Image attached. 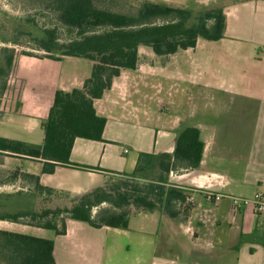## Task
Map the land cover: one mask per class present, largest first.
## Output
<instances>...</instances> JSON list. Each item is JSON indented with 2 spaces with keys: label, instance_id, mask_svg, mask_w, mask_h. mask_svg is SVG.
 <instances>
[{
  "label": "crops",
  "instance_id": "crops-1",
  "mask_svg": "<svg viewBox=\"0 0 264 264\" xmlns=\"http://www.w3.org/2000/svg\"><path fill=\"white\" fill-rule=\"evenodd\" d=\"M227 1L224 38L199 39L195 48L168 57L141 46L137 69L122 70L94 101L107 120L103 141L77 138L70 161L100 169L65 165L46 174L42 162L27 158L28 172L42 185L81 195L113 173L131 175L141 152L173 154L182 126L201 132L199 168L171 171L168 178L188 195L177 204V217L132 207L131 216L144 219L133 228L129 216L126 230L69 220L66 234L54 239L57 264H264V215L253 206L234 213L228 198L205 200L206 192L264 193V0ZM78 60L15 55L0 99V137L42 145L56 92L82 88L92 74L79 73Z\"/></svg>",
  "mask_w": 264,
  "mask_h": 264
},
{
  "label": "trees",
  "instance_id": "trees-1",
  "mask_svg": "<svg viewBox=\"0 0 264 264\" xmlns=\"http://www.w3.org/2000/svg\"><path fill=\"white\" fill-rule=\"evenodd\" d=\"M47 2L58 14L60 24L74 35L70 40H61L58 29L45 28L42 37L33 39L37 49L45 52L44 57L50 60L82 58L92 62L93 67L82 88L56 92L43 125L42 145L0 137L1 153L38 160L46 174H53L58 166L65 165L100 169L71 163L74 142L77 138L103 141L107 120L97 114L94 101L111 89L122 70L137 69L141 46L150 48L157 56L168 57L179 50L195 48L199 39L221 40L227 24L225 4L204 7L194 13L144 0L135 12L128 13L100 8L96 0ZM13 58L7 61L9 72ZM4 73L0 69V74ZM203 154L200 130L182 126L173 154L141 152L131 175L113 173L102 185L81 195L48 188L40 183L39 176L26 174L25 178L35 183L37 206L2 211L0 221L44 228L60 236L66 234L69 220L81 221L93 228L126 230L131 207L145 212L162 210L175 218L177 204L186 203L188 195L169 184V175L181 168H199ZM54 251V240L0 229V264H57Z\"/></svg>",
  "mask_w": 264,
  "mask_h": 264
},
{
  "label": "rangeland",
  "instance_id": "rangeland-1",
  "mask_svg": "<svg viewBox=\"0 0 264 264\" xmlns=\"http://www.w3.org/2000/svg\"><path fill=\"white\" fill-rule=\"evenodd\" d=\"M143 1L96 0L95 3L98 7L111 11L132 13L136 11ZM148 1L163 2V0ZM167 1L172 2V0ZM186 2L177 6L186 8L194 13L204 7L207 8L213 5L206 6L204 2L196 3V0H187ZM224 3L227 4L228 1L220 0L217 4ZM45 28L58 29L61 40H70L74 35L60 24L58 14L50 8L47 0H0V69L5 72L0 74V99L7 88L9 77L7 61L10 57L25 53L35 57H44L46 55L45 52L37 49L33 40L42 37ZM147 50L153 53L150 48H147ZM78 61L79 67L76 70L79 73H83L86 70L92 73V62L82 58H79ZM67 68L68 71L73 70L71 65H68ZM16 102H18L17 99L16 101L10 100L9 110H11L12 106L17 105ZM27 161V158L0 152V212L33 209L37 206L35 183L24 176L30 174ZM103 206L108 207L106 205ZM133 210L131 207V213L134 212ZM143 219V215L130 216L132 227H138ZM0 229L47 240H54L56 237L53 231L45 230L44 228L30 227L6 221H0Z\"/></svg>",
  "mask_w": 264,
  "mask_h": 264
},
{
  "label": "built area",
  "instance_id": "built-area-1",
  "mask_svg": "<svg viewBox=\"0 0 264 264\" xmlns=\"http://www.w3.org/2000/svg\"><path fill=\"white\" fill-rule=\"evenodd\" d=\"M129 151L126 150L125 154ZM205 200L209 203L219 204L223 199L228 198L231 204L232 211L234 213H240V211L248 206H253L255 212L259 215H264V193H256L252 198H240L238 196H222L220 194H215L213 192L205 193ZM193 202L192 198L189 200Z\"/></svg>",
  "mask_w": 264,
  "mask_h": 264
}]
</instances>
